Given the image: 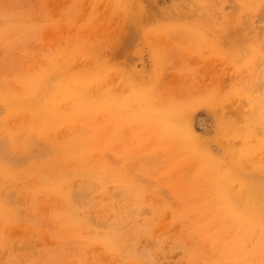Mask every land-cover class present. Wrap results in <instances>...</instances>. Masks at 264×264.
<instances>
[{"label": "rangeland", "instance_id": "1", "mask_svg": "<svg viewBox=\"0 0 264 264\" xmlns=\"http://www.w3.org/2000/svg\"><path fill=\"white\" fill-rule=\"evenodd\" d=\"M0 264H264V0H0Z\"/></svg>", "mask_w": 264, "mask_h": 264}]
</instances>
